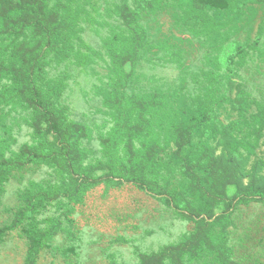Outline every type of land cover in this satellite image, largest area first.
<instances>
[{
	"label": "trees",
	"instance_id": "obj_1",
	"mask_svg": "<svg viewBox=\"0 0 264 264\" xmlns=\"http://www.w3.org/2000/svg\"><path fill=\"white\" fill-rule=\"evenodd\" d=\"M81 4V2H83ZM260 3L263 0H246ZM88 0H0V78L7 77L8 87L16 95L14 102L28 110L29 126L37 137L34 145H25L17 155L5 157L0 148V185L11 174L27 165L46 164L62 171V186L29 193L26 207L11 225L0 228V241L24 221L29 246L27 264H34L40 250L59 234L63 226L55 221L42 229L34 221L38 210L51 201L65 198L72 206L83 202L86 193L104 180L107 186L133 183L174 208L185 220L195 223L194 230L175 245L159 252L141 254L140 264H239L229 245V229L235 226L233 212L237 206L264 203V164H252V145L239 136L247 123L254 101L241 84H236L237 63L244 60L247 45L220 44L217 64L227 71L230 91L220 92L212 86L198 97L193 108L181 111L162 106L156 98L128 94L144 52L153 41L142 23L145 14L162 11L176 3L184 10L183 22L199 24L203 33L223 37L245 14L244 2L237 0H124L109 8L119 26L105 43L114 67L113 91L107 106L114 113L115 127L100 138L102 158L88 162L82 140L88 129L71 121L68 107L61 104L66 85L63 80L47 77L49 56L66 59L72 49V32L79 13ZM126 65H130L129 71ZM217 84L218 77L215 76ZM0 98L8 96L4 90ZM238 118L224 124L219 120L223 106ZM253 117L258 139L264 133V106L257 104ZM176 119L174 130L166 129L162 140L156 134L155 115ZM240 129V130H239ZM247 152V154L245 153ZM106 168L104 176L95 174ZM180 178L179 187L175 185ZM68 178V179H67ZM233 187L234 194L228 189Z\"/></svg>",
	"mask_w": 264,
	"mask_h": 264
},
{
	"label": "rangeland",
	"instance_id": "obj_2",
	"mask_svg": "<svg viewBox=\"0 0 264 264\" xmlns=\"http://www.w3.org/2000/svg\"><path fill=\"white\" fill-rule=\"evenodd\" d=\"M59 1L68 2L51 0V5ZM237 1L244 2L245 14L232 27L224 29L227 33H222V38L203 33L199 24L184 23V10L176 3L145 14L142 23L151 36L153 48L142 54L133 89L128 94L155 97V102L162 106L175 108L178 120L181 111L193 108L212 83L220 92L235 96L227 82V71L216 59L220 44L247 45L244 60L237 63L234 80L242 85L254 105L247 123L239 129V136L252 145L250 163L260 160L264 164V133L257 138L253 118L257 104L264 106V0ZM123 2H85V11L75 20L70 55L63 60L51 55L46 67L52 82L63 80L66 85L61 104L68 107L69 119L88 129V137L82 140L88 162L102 158L100 138L110 134L116 124L114 113L107 106V96L113 91L114 67L105 43L119 26L109 8ZM129 69L130 65H126V70ZM215 76H219L217 84ZM9 85L7 77L0 78V91ZM4 92L8 97L0 98V148L5 157H10L17 155L23 146L34 145L37 137L29 126V111L9 99L10 96L16 99L13 92ZM237 118L229 106L219 110V120L224 124ZM177 120L162 116L160 111L154 120L156 134L163 140L166 129L174 130L179 124ZM101 168L95 172L98 176L106 172V168ZM63 179L66 177L62 171L52 165L30 164L15 170L0 185V228L12 224L26 207L29 193L62 186ZM177 179L174 184L179 187L180 178ZM234 192L233 187L228 189L229 195ZM162 197L133 183L107 186L102 180L86 193L80 204L72 206L63 197L46 203L35 214V223L44 229L59 221L63 229L45 243L34 264H140L141 254L178 244L195 228L194 222L179 216ZM232 217L235 226L229 229V245L234 260L239 264H264V203L237 206ZM30 222L24 221L0 241V264H27L29 242L25 229ZM197 264L214 263L209 260Z\"/></svg>",
	"mask_w": 264,
	"mask_h": 264
}]
</instances>
